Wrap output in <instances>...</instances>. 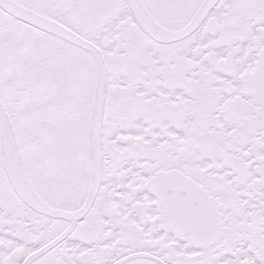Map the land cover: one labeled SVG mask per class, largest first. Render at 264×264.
<instances>
[{
    "label": "snow or ice",
    "instance_id": "obj_1",
    "mask_svg": "<svg viewBox=\"0 0 264 264\" xmlns=\"http://www.w3.org/2000/svg\"><path fill=\"white\" fill-rule=\"evenodd\" d=\"M0 264H264V0H0Z\"/></svg>",
    "mask_w": 264,
    "mask_h": 264
}]
</instances>
